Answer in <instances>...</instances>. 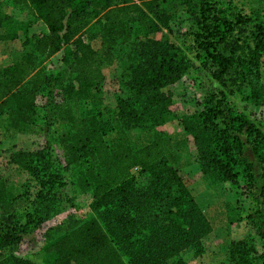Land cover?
Instances as JSON below:
<instances>
[{
  "label": "trees",
  "instance_id": "trees-1",
  "mask_svg": "<svg viewBox=\"0 0 264 264\" xmlns=\"http://www.w3.org/2000/svg\"><path fill=\"white\" fill-rule=\"evenodd\" d=\"M244 1L260 7L246 14L235 0H13L45 29L15 63L0 67V117L22 133L37 125L47 134L58 123L70 130L59 146L48 139L11 154L28 177L18 192L0 176V264H189L187 249L196 257L207 251L212 223L175 166V143L162 128L172 103L167 87L191 68L212 80L199 84L202 109L179 119L195 138L200 169L216 183L240 185L252 202L254 233L229 244L225 264H264V118L231 99L264 106V0ZM177 4L195 12L191 47L153 37L173 32ZM97 37L101 49L92 44ZM118 59L129 65L117 77L113 106L100 94L104 66ZM136 129L154 139L135 147L129 132ZM83 165L91 211L47 226L73 208L70 170ZM41 229L42 249L21 253Z\"/></svg>",
  "mask_w": 264,
  "mask_h": 264
},
{
  "label": "rangeland",
  "instance_id": "rangeland-1",
  "mask_svg": "<svg viewBox=\"0 0 264 264\" xmlns=\"http://www.w3.org/2000/svg\"><path fill=\"white\" fill-rule=\"evenodd\" d=\"M235 2L246 14L260 7L257 1L235 0ZM3 6L1 17L4 19L5 28H2V34L7 35L9 41H3L0 33V67L15 63L18 57L16 54L30 49L31 42L45 29V23L41 19L31 16L25 7L13 0H7ZM172 13L173 32L170 34L167 29H164L153 34V37L160 41L191 47L193 42L191 34L198 29L194 10H188L184 4H177V9ZM92 44L96 49H101L102 39L94 38ZM61 55L62 52L58 53L52 61L57 62ZM190 55L195 57L194 52H190ZM262 62L261 75L264 82V56ZM128 65L127 60L118 59L114 64L104 66L106 82L100 95H104L105 104L115 105V95L120 89L117 77L128 70ZM202 81L211 83L212 80L206 73H202L197 68H191L184 77L167 87L172 103L169 106L167 123L162 128L166 130L165 135L171 137L175 143L174 149L177 154L175 166L180 170L182 177L213 225V230L206 240L207 251L196 257L192 249H187L184 257L189 264H225L228 260L229 244L254 233L247 218L252 202L240 185L232 182L216 183L202 173L197 162L199 149L195 138L190 132L185 131L179 122L180 118L193 115L202 109L198 102L199 84ZM231 99L240 108L253 112L258 118H264V106L242 100L239 96H233ZM41 100L39 98V101ZM94 103L96 104L97 101ZM80 110H84L83 106ZM69 130L70 126L67 123H58L47 134L37 125L31 126L27 132L22 133L10 126L6 116H1L0 176L16 182L17 191H22L28 174L10 162L11 154L18 150H34L45 144L48 139L59 146V138ZM129 134L135 147H141L154 139V134L142 129L133 130ZM115 137V132L109 131L107 138L112 141ZM85 170V165L72 167L67 187L74 204L69 213H73L78 218L86 216L91 211L92 194L82 178ZM137 173L139 174L136 171ZM139 179L142 181L143 177L139 175ZM68 214H65V217ZM59 222L54 220L47 225H56ZM43 232V229L38 230L34 238L30 237L31 241L23 243L20 252L29 254L40 251L44 243ZM57 235L59 236L60 233ZM257 244L261 246L259 238H257Z\"/></svg>",
  "mask_w": 264,
  "mask_h": 264
},
{
  "label": "crops",
  "instance_id": "crops-1",
  "mask_svg": "<svg viewBox=\"0 0 264 264\" xmlns=\"http://www.w3.org/2000/svg\"><path fill=\"white\" fill-rule=\"evenodd\" d=\"M17 53V52H16ZM69 213V211H67V212H64V213H61V214H59L58 216H56L52 221H54V220H58V221H63L66 217H65V214H68ZM211 221V220H210ZM59 222V223H60ZM213 226V225H212Z\"/></svg>",
  "mask_w": 264,
  "mask_h": 264
},
{
  "label": "built area",
  "instance_id": "built-area-1",
  "mask_svg": "<svg viewBox=\"0 0 264 264\" xmlns=\"http://www.w3.org/2000/svg\"><path fill=\"white\" fill-rule=\"evenodd\" d=\"M136 169H137V167H136ZM51 221H52V220H51ZM51 221H49L47 224H50ZM47 226H51V225H47ZM43 230H44V229H43Z\"/></svg>",
  "mask_w": 264,
  "mask_h": 264
}]
</instances>
